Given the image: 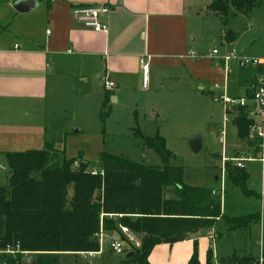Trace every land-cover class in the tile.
<instances>
[{
  "label": "crops",
  "instance_id": "0c3cea01",
  "mask_svg": "<svg viewBox=\"0 0 264 264\" xmlns=\"http://www.w3.org/2000/svg\"><path fill=\"white\" fill-rule=\"evenodd\" d=\"M210 1L0 0V153L46 148L48 121L57 124L75 110L77 99L91 101V92H96L94 98H98L102 87L115 101L131 89L162 91L173 78L177 86H183L181 91L188 83L193 90L194 84L204 79L201 63L191 51L199 47L195 17L205 10L222 21L208 11ZM86 4L109 7L104 18L108 32H96L74 16L73 7ZM141 58L149 65L146 85ZM106 76L116 84L111 90L103 85ZM244 87L248 96L251 87ZM231 123L237 129L235 122ZM241 142L243 147H233L231 155L224 147L221 162L223 156L255 155L246 141ZM252 192L250 196H256L259 205L256 211L262 213L261 191ZM220 222L223 232L217 227ZM252 223L259 225L260 256L263 219ZM252 223L248 228L229 229L218 218L213 226L191 233L184 240L157 244L148 260L150 264H188L196 252L199 264H209L210 260L213 264L214 258L220 264L233 254L253 255L246 253ZM222 238L240 240V252L232 246V253L219 257L216 250Z\"/></svg>",
  "mask_w": 264,
  "mask_h": 264
},
{
  "label": "trees",
  "instance_id": "16d2710c",
  "mask_svg": "<svg viewBox=\"0 0 264 264\" xmlns=\"http://www.w3.org/2000/svg\"><path fill=\"white\" fill-rule=\"evenodd\" d=\"M257 0H211L207 9L218 15L224 25L238 13L248 14ZM233 33H226L231 40ZM240 85H256L259 67H240ZM250 91V92H251ZM251 96L249 93L248 97ZM110 95L102 102L103 115L108 113ZM239 139L253 148L250 138L251 119L240 109L234 119ZM163 158L167 150L160 137L149 139ZM52 148L4 152L9 171L5 185L0 184V249L16 247L31 253H70L100 251L99 233L128 227L141 239L139 247L118 264H150L148 257L160 243H173L188 238L202 228L213 226L222 218L229 229L248 228L263 219L264 206L246 216H229L222 210V198L212 190L185 182L184 166L165 163L143 164L123 156L102 153L104 175H94L82 153L67 159L64 151ZM228 174L246 196L253 194L246 183L249 174L243 168L228 165ZM171 189L172 196L167 194ZM110 215H120L119 221ZM136 216V219L131 217ZM21 255L0 252V264H20ZM253 255L233 254L220 264H254ZM188 264H199L194 252ZM211 264V260L209 262Z\"/></svg>",
  "mask_w": 264,
  "mask_h": 264
},
{
  "label": "rangeland",
  "instance_id": "374dc122",
  "mask_svg": "<svg viewBox=\"0 0 264 264\" xmlns=\"http://www.w3.org/2000/svg\"><path fill=\"white\" fill-rule=\"evenodd\" d=\"M199 12L201 14L195 17L199 47L191 51L199 56L195 60L201 63L204 79L199 84L195 83L193 90L188 83L186 90L181 91L183 86H177V80L173 78L167 81L162 91L143 93L131 89L123 93L119 101L113 100L110 94V107L108 113L103 115L102 102L106 94L102 87L100 98H94L96 92H91V101L77 99L75 110L61 117L57 124L48 121L49 142L46 147L59 153L64 151L67 159L77 158L82 153L88 168L97 171L102 170L101 154L104 152L143 164L163 165L168 161L184 166L185 182L188 184L211 191L219 190L223 183V193L219 192L213 197L222 198L225 214L244 216L258 210L256 196H246L241 187L233 183L227 169L221 175L224 147L226 154L231 155L233 147L241 148L243 143L231 122L227 124L229 135L225 144L219 138L227 116L222 97H244L246 88L238 82L239 62L233 60L226 68L219 57L226 56L232 50L247 57L264 56V0H257L248 14L231 16L226 25L205 10ZM228 31L235 36L231 41L226 39ZM213 49L218 51L219 54L215 55L218 59L208 57ZM156 137L163 140L170 152L167 159L150 145L149 139ZM197 137L202 145L195 152L190 143ZM228 165L235 167L231 161L226 167ZM243 169L249 174L247 188L260 192L263 185L261 162L245 161ZM8 175L6 159L0 153V184H6ZM167 194L173 195L171 189ZM109 218L118 222L120 215H110ZM221 224L217 227L223 232ZM248 232L246 253L258 259L259 225L252 223ZM101 238V252L93 257L79 253H30L21 256L20 264H118L126 257V249H133L119 231L103 233ZM115 240H122L124 250L121 253L112 248ZM229 241L224 238L220 240L216 250L219 257L232 253V246L240 252L241 241ZM27 256L30 261L26 259ZM214 259L213 264H217Z\"/></svg>",
  "mask_w": 264,
  "mask_h": 264
},
{
  "label": "built area",
  "instance_id": "2783aa9c",
  "mask_svg": "<svg viewBox=\"0 0 264 264\" xmlns=\"http://www.w3.org/2000/svg\"><path fill=\"white\" fill-rule=\"evenodd\" d=\"M74 16L84 24V26L93 29L96 32H108V22L104 18L109 13V7L106 5H96V4H86V5H76L73 7ZM191 55L195 56V53L190 52ZM218 54V51L214 49L211 54L208 55L210 58H216L215 55ZM199 57V56H195ZM237 60L240 64V67H259L260 71L256 74V85L252 88L251 96L244 97H229L224 95L222 97V102L227 110L226 120L222 126L220 132V142L225 144L227 137V124L234 121L240 109H245L248 117L251 119L250 125V138L255 142V148L257 152L255 155L248 156H236L234 158L222 157V171L221 175L226 169L225 163L231 161L238 168H244V162L250 160H257L262 164V177L263 185L261 189V199H262V208L264 206V56L263 57H247L237 54L235 50H232L229 54L224 57H220L219 61L224 64L227 68V65L233 61ZM140 63L142 65V75L143 82L146 85L147 75L149 71V65L146 62L145 58H141ZM104 86L111 90L116 84L109 77H104L103 79ZM94 175H104V172L92 170ZM223 193V183L219 190H212V194ZM121 232L126 236L127 242L131 246H139L141 241L136 237L137 235L132 232L128 227L120 225ZM103 235L102 232L99 233V238ZM102 238L100 239V241ZM261 246V254L256 261V264H264V255H263V243ZM112 248L115 252L121 253L124 250L122 240H115L112 243ZM6 251L14 255H29L31 252L23 251L19 245L16 247L7 246L5 249H0V252ZM100 251H88L80 252L84 256L93 257L98 255ZM26 259L30 261V258L27 256Z\"/></svg>",
  "mask_w": 264,
  "mask_h": 264
},
{
  "label": "water",
  "instance_id": "95a60500",
  "mask_svg": "<svg viewBox=\"0 0 264 264\" xmlns=\"http://www.w3.org/2000/svg\"><path fill=\"white\" fill-rule=\"evenodd\" d=\"M190 144H191L192 149H193L195 152H197V151L200 150L201 145H202V143H201V139H200L199 137H197V138H195L194 140H192ZM132 253H133V252L128 253V254L126 255V257H129L130 255H132Z\"/></svg>",
  "mask_w": 264,
  "mask_h": 264
}]
</instances>
